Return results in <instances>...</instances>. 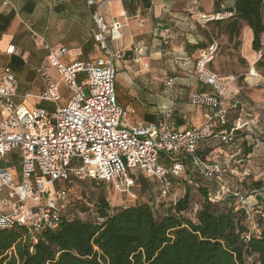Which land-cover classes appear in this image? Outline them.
Here are the masks:
<instances>
[{"label":"built area","instance_id":"1","mask_svg":"<svg viewBox=\"0 0 264 264\" xmlns=\"http://www.w3.org/2000/svg\"><path fill=\"white\" fill-rule=\"evenodd\" d=\"M87 2L95 5L93 0ZM185 2L187 13L204 26L232 16L227 13L210 16L203 12L200 0ZM106 3L98 5L94 15L97 29L94 39L107 51V55L96 62L61 64L60 58L68 50L51 46L34 30L32 23H25L34 43L48 53L46 67L38 70L46 81L40 99L58 103L62 85L69 89L72 97L66 106L54 112L18 105L15 102L16 76L11 68H5L0 79V162L7 154L19 152L21 175L17 181L10 169L0 166V229L21 226L33 236L45 229H57L71 205L70 186L74 180L104 181L115 192L134 199L132 191L138 175L156 179L165 186L163 193L166 194L168 178H181L188 170L185 163L188 158H191L193 171L209 181L223 180L232 173L233 166L243 164V160L235 156L222 164L197 156L200 145L231 144L240 132L250 127L238 119L231 130L216 132L214 129V121H224L228 114L224 101L232 81L231 77L209 68L218 53L216 42L203 49L196 62L199 81L212 92L195 93L190 97L193 107L215 112L207 116L204 125L185 131L173 130L166 123L129 127L130 110L122 108L116 96L117 55L107 45L108 35L116 40L121 38L122 26L106 23L100 13ZM15 50L11 46L7 53L14 54ZM49 67L58 69L59 80L48 74ZM169 84H173L172 80ZM162 157L171 159L170 168L161 164ZM229 195L238 199L236 211L244 210L251 226L242 237L247 242L258 231L255 215L260 211L254 212L256 204L248 202L251 196L245 198L223 184L211 201L219 202ZM198 208L196 206V211ZM32 240L37 242L35 236Z\"/></svg>","mask_w":264,"mask_h":264},{"label":"crops","instance_id":"2","mask_svg":"<svg viewBox=\"0 0 264 264\" xmlns=\"http://www.w3.org/2000/svg\"><path fill=\"white\" fill-rule=\"evenodd\" d=\"M93 1L95 5H89L87 0H0V79L5 68L13 70L17 79L15 102L29 109L54 112L66 106L72 97L69 89L62 85L58 103L40 99L46 89V81L38 70L46 67L48 53L34 43L25 23H32L34 30L51 46L68 50L60 58L61 64L96 62L105 57L107 51L94 39L97 30L94 15L97 6L107 2L100 10L106 23L122 26L121 38L116 40L108 35L107 45L117 55L116 96L118 104L130 110L129 127L166 123L173 130L185 131L204 125L208 121L207 116H213L215 112L193 107L190 97L195 93L212 92L210 87L199 81L196 62L200 52L212 44L209 40L214 38H210L212 32L209 27L216 24L201 25L195 16L187 13L185 0ZM200 2L203 12L211 16L223 14L218 12H222L231 0H223V5L217 8L215 0ZM240 32L244 36V55L249 58L253 33L245 24ZM11 46L16 48L14 54L7 53ZM212 64L209 68L215 72ZM47 71L53 79L59 80L57 68L49 67ZM170 80L173 84H169ZM224 121H214L216 132L227 130V116ZM262 121L264 123V119ZM249 130L252 133L251 126ZM243 133L240 132L233 143L221 144L220 149L212 150L213 143L200 145L197 155L220 164L231 156L241 158L243 164L233 166L230 174L243 177V180L256 179L249 169L239 173L254 154L253 151L246 154L245 139L248 137ZM160 161L166 168L171 167L164 157ZM2 162L4 165L0 166L10 169L19 181L20 153H9L0 164ZM190 162L191 158L185 161L187 165ZM218 184L206 182L205 187L214 194ZM253 200L249 199L250 202Z\"/></svg>","mask_w":264,"mask_h":264},{"label":"trees","instance_id":"3","mask_svg":"<svg viewBox=\"0 0 264 264\" xmlns=\"http://www.w3.org/2000/svg\"><path fill=\"white\" fill-rule=\"evenodd\" d=\"M218 13L232 15L227 22L231 38L238 37L245 24L253 33L252 50L263 52L264 0H231ZM211 36L215 38L213 33ZM233 127L228 124L225 129ZM177 180L171 176L168 184ZM150 181L159 183L141 174L136 177L143 189ZM205 186L196 183L199 196L195 200L187 189L164 211L155 210L157 198H153L154 206L140 203L114 209L101 193L94 204V221L81 220L70 205L57 229L34 233L37 242L25 227L0 229V264H264V206H258L260 214L255 215L258 231L245 242L242 237L251 226L245 211H236L238 199L229 195L212 202L213 194ZM262 190L264 180H253L249 192L253 195ZM75 207L89 211L82 205ZM191 212L194 217H187Z\"/></svg>","mask_w":264,"mask_h":264},{"label":"rangeland","instance_id":"4","mask_svg":"<svg viewBox=\"0 0 264 264\" xmlns=\"http://www.w3.org/2000/svg\"><path fill=\"white\" fill-rule=\"evenodd\" d=\"M221 5H223V0H215L216 8ZM228 21L229 19H226L220 25L209 27V30L214 34V41L218 45V53L212 64V69L215 68L214 71L216 73L229 76L232 80L227 91L228 95L224 101V108L228 113V124L232 125L238 119H241L243 123L250 122L251 124L252 133H249V127L242 132H245L243 133L244 136L248 137L245 139V151H253L254 154L247 160L250 163V167L248 168L249 163L247 162L245 167L239 169V173L246 172L249 169V172L253 174L252 176L256 178L253 180H264V123L262 121L264 119V50L261 53H257L251 49L250 57L245 56L244 36L240 32L238 37L231 38L227 28ZM256 126L257 129H255ZM220 148L221 144L213 143L211 149ZM218 154H220L219 151ZM168 163L171 164V159ZM0 165L3 166L4 162ZM187 168V172L179 180L167 186L166 194L163 193L165 186L161 183L147 182L145 183L146 189H143L142 185L136 184L132 191V194L135 195L134 199L115 192L108 184H93L90 180H74L70 186L71 210L78 212L77 216L81 220L94 221L96 218L94 204L101 193L107 197L111 207L114 209L134 206L140 203H148L154 206L153 198H157V203L154 206L155 210L164 211L181 199L187 189H191L195 200L199 193L194 185L196 183H206V180L193 171L191 163H188ZM225 178L215 181H218L220 185L228 186L232 192L240 193L245 198L250 196L249 188H251L252 179L243 180V177H236V175L230 173ZM208 182L214 181L208 180ZM218 190H220V187ZM256 194L258 195L257 197H252L255 200L252 202L248 200V202L257 205H255V213L258 210V206H264V190L253 195ZM257 200H259L258 204L256 203ZM80 205L87 207L89 211L84 213L79 207H75ZM186 216L193 218L194 213L191 212Z\"/></svg>","mask_w":264,"mask_h":264}]
</instances>
